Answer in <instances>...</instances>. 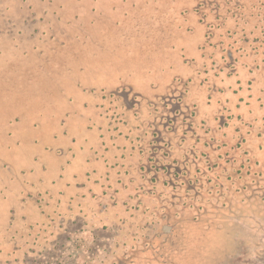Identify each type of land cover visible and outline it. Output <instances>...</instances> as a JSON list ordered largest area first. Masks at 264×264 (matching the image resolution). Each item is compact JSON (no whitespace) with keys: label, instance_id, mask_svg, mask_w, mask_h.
<instances>
[{"label":"rangeland","instance_id":"374dc122","mask_svg":"<svg viewBox=\"0 0 264 264\" xmlns=\"http://www.w3.org/2000/svg\"><path fill=\"white\" fill-rule=\"evenodd\" d=\"M249 1L237 10L233 0H0V264H113V258L122 257L124 240L107 225L102 228L103 221L85 215L64 230L67 224H53L50 194L41 188L53 175L57 183L50 192L59 189L60 166L69 157H58L53 149L68 144L76 152L75 163L89 158L76 168L78 180L93 165L104 172V161L91 158L82 138L84 118L74 114L98 106L86 96L98 98V92L88 91L106 88L107 76L113 84L133 81L141 90L138 82H157L156 71L165 63L170 75L175 67L184 70L179 56L195 48H201V57L231 50L241 62L263 58V51L253 49L259 42L248 44L246 52L240 49L247 43L238 31L252 28L245 12H262ZM247 36L252 41L254 35ZM77 133L80 138L73 136ZM123 149L100 148L98 157L114 161L123 152L118 164L127 163L132 150ZM62 174L66 180L69 171ZM45 198L47 208H42ZM255 207L212 203L196 220L185 210L171 236L132 252L127 264H264V209ZM43 209L49 215L39 218ZM164 230L170 231L167 225Z\"/></svg>","mask_w":264,"mask_h":264},{"label":"trees","instance_id":"16d2710c","mask_svg":"<svg viewBox=\"0 0 264 264\" xmlns=\"http://www.w3.org/2000/svg\"><path fill=\"white\" fill-rule=\"evenodd\" d=\"M233 1L237 10L247 6V0ZM216 2L227 4L228 0ZM249 2L262 12H245L252 28L238 31L245 34L243 42L247 43L240 49L246 52L248 44L259 42L253 47L259 54L264 52V0ZM250 33L252 41L245 40ZM195 53L200 61L193 57ZM202 54L201 48L192 54L184 51L179 56L184 70L175 67V75H170L165 63L156 71L157 82H138L141 90L133 81L126 85L121 79L113 84L107 76L106 88L88 91L99 93L98 98L86 96L98 106L83 107L86 111L74 117L84 118L82 138L91 158L100 164L104 161V172L93 165L78 180L76 171L89 158L83 156L84 160L75 163L76 152L68 144L53 149L58 157L69 155L60 166L69 176L64 180L60 174L59 189L50 192L57 183L53 175L46 176L47 188H41L50 194L47 204L53 224L58 228L67 224L64 230L74 220L83 221L85 215L105 222L101 227L107 225L125 242L122 257L113 258V264H127L132 252L154 246L155 241L161 245L177 229L176 221L185 216V210L190 220H196L212 203L241 210L264 209V57L251 63L249 57L241 62L231 50L219 57ZM73 136L80 138L81 134ZM76 137L70 141L74 143ZM118 140L127 144L122 146ZM129 146L132 160L127 163L118 164V157L125 159L123 152L114 161L104 154L98 157L100 148L112 152ZM28 200L27 196L25 204ZM45 204L46 198L42 208H47ZM40 211L39 218L49 215L46 209ZM166 225L170 231L164 230Z\"/></svg>","mask_w":264,"mask_h":264},{"label":"crops","instance_id":"0c3cea01","mask_svg":"<svg viewBox=\"0 0 264 264\" xmlns=\"http://www.w3.org/2000/svg\"><path fill=\"white\" fill-rule=\"evenodd\" d=\"M245 247H247V245L246 246H244V249L242 250V253L240 254L241 256H243L244 254V252H245ZM243 254V255H242Z\"/></svg>","mask_w":264,"mask_h":264}]
</instances>
